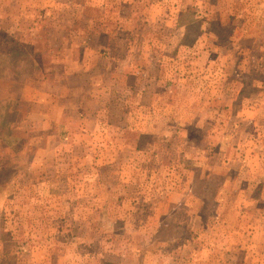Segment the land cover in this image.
<instances>
[{
    "label": "rangeland",
    "instance_id": "obj_1",
    "mask_svg": "<svg viewBox=\"0 0 264 264\" xmlns=\"http://www.w3.org/2000/svg\"><path fill=\"white\" fill-rule=\"evenodd\" d=\"M99 32L155 65L93 133L55 77ZM263 153L264 0H0V264H264Z\"/></svg>",
    "mask_w": 264,
    "mask_h": 264
},
{
    "label": "crops",
    "instance_id": "obj_2",
    "mask_svg": "<svg viewBox=\"0 0 264 264\" xmlns=\"http://www.w3.org/2000/svg\"><path fill=\"white\" fill-rule=\"evenodd\" d=\"M119 35L120 36L117 38V41H119L120 43L116 45H114V42H112V38L114 37V35L111 34L110 32L109 33L99 32L98 35H96L97 38L92 37V35L84 37L82 40L83 41L82 46L84 52L87 55L85 54V57L83 56L81 60H75L74 62L72 60H69L71 63L62 67V70L64 71L58 74V77L54 76L55 78H57L56 81L59 82V85L74 84L80 88L79 95H82V102H80L77 106L73 108L74 112H72L71 115L74 118L75 117L77 118L76 125L81 126L79 128L82 131H89L93 133H101V132L109 131L110 130L109 128L111 126L107 125V123L103 122L102 120L103 119L102 117L106 115V109L108 104L105 102H99L98 100L99 99L107 100L109 99V95H127L126 93H131L132 91L137 92L136 87L138 86V82L135 80V78L133 79L128 69L132 71L134 69V71H136L137 69L142 68V70L144 71L150 67H154L155 65V62L153 60L147 58V53H145L146 47L144 46L145 41L141 44L140 43L138 44L134 40L133 35L130 33H126V34L120 33ZM110 41H111V45H110ZM122 41L124 45L121 43ZM110 81L111 84L109 85L108 82ZM148 82L149 81H147V83ZM111 86H114L116 91L117 89H120L119 91L122 92L121 93L116 92L112 94ZM78 90L79 89H76V91ZM20 94L22 95L20 96L21 100L23 99L29 100L27 99L30 98L29 95H26L23 92ZM42 95H46V93L43 91ZM146 95H154V93L151 92L148 93V91H146ZM35 96H37V94L34 95V97ZM89 99L95 101V103L93 102L92 105L86 106L84 104V101ZM42 102L44 101L41 96H37L35 98V100L32 102V106L34 107L37 106L38 108L31 109L28 112L27 121L29 124L33 123L35 126L39 125L38 127L35 128V130L37 131H48L52 128H49L47 127L48 125L44 124L47 113L45 110L40 109ZM259 111H257L256 114L254 115V117L258 119H260L259 116H257V114H259L258 113ZM234 112L235 111L232 110V113ZM243 112L245 113V111ZM137 114L138 113H136V118H139L137 117ZM132 115L133 116L135 115V111H133ZM90 117H93V119H91ZM40 119H41V123H40ZM68 126L69 125L65 126L64 130L66 129L70 130L71 128H74V127L68 128ZM55 129L57 131L60 130V128H55ZM244 129H246V127H244ZM226 139H229L228 136L226 137ZM97 140H98L97 145H99L101 143L99 141L101 140V138L98 136ZM78 144L79 141L73 140L72 142L69 141L67 145L69 148L75 149L76 146H78ZM232 144H234V142H232ZM216 146L226 150V152L230 151V149H233L231 144H228L227 146L225 145H220V146L216 145ZM230 152L233 153V150H231ZM242 162L243 163H241L240 165L241 167L239 171L234 174H231L230 179L234 182L240 179L242 180L240 181L242 183H245V180H247V184H248L249 181L254 177H252V175L249 173L250 171L248 170V168H245L244 166H246V164H249L250 166L251 160L249 159L248 156H245L243 157ZM261 194H264V191ZM180 201L181 203L179 204H182V200ZM215 201H216L214 205L215 209L213 210L216 213H219L221 209L219 207V203H217V200ZM245 205L246 204H243L242 208H245ZM260 206L261 205H259V207ZM192 210L196 211L197 208H192V209L187 208L186 211L191 212ZM158 211L160 210L158 209ZM216 220H218V218ZM186 223H188L187 220ZM262 228L263 227L260 226L259 229L261 230Z\"/></svg>",
    "mask_w": 264,
    "mask_h": 264
}]
</instances>
